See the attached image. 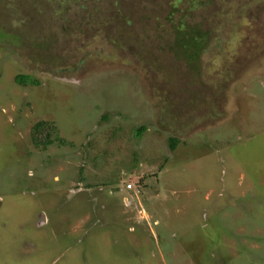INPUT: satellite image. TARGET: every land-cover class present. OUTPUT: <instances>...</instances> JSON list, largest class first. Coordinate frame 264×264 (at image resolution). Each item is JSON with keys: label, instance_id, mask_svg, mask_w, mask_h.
I'll return each instance as SVG.
<instances>
[{"label": "rangeland", "instance_id": "rangeland-1", "mask_svg": "<svg viewBox=\"0 0 264 264\" xmlns=\"http://www.w3.org/2000/svg\"><path fill=\"white\" fill-rule=\"evenodd\" d=\"M195 1L197 77L108 23L167 32L177 0H0V264H264V0Z\"/></svg>", "mask_w": 264, "mask_h": 264}, {"label": "trees", "instance_id": "trees-1", "mask_svg": "<svg viewBox=\"0 0 264 264\" xmlns=\"http://www.w3.org/2000/svg\"><path fill=\"white\" fill-rule=\"evenodd\" d=\"M73 1L74 3H78L77 1L79 0ZM177 3L178 5L173 7L167 15V22L169 24L167 32L165 29L161 30L159 26L153 31L147 27V24L139 27L137 19H135L136 15L130 9L125 14L126 16H119L116 19L111 18L108 23L117 37L118 41L116 44L123 43L125 45V47L120 46L124 55H130L131 59L141 60L143 55L152 56L153 52L150 53V49L153 47L155 50L153 54L164 51L171 53L176 61L183 63L197 77L201 73V58L209 46L211 33L203 27L202 23L193 20L195 8L198 7L199 2L195 0L185 2L177 0ZM79 5L81 8L89 10L84 5ZM43 39L44 37L38 40L40 43L38 47L42 49H52L54 47L51 42L47 46L43 45L41 43ZM50 41L52 40L50 39ZM131 44L133 45L132 48L126 52V46ZM35 59L37 60V57ZM15 80L16 83L23 87L39 85V81L32 79L30 76H19ZM145 129V127H140L135 132L140 136L145 132ZM58 134L56 126L48 122H37L30 130V138L33 146L36 148L41 147L46 149L47 146L54 142H57L59 146H66L67 142L60 139ZM177 145V139L169 138L168 146L170 151H174ZM128 185L131 187H128ZM145 188L146 186L142 187L140 182L135 184L130 181L124 185V190L131 193L132 197L139 195ZM211 257L206 254L204 258L208 261L217 260V256Z\"/></svg>", "mask_w": 264, "mask_h": 264}, {"label": "built area", "instance_id": "built-area-1", "mask_svg": "<svg viewBox=\"0 0 264 264\" xmlns=\"http://www.w3.org/2000/svg\"><path fill=\"white\" fill-rule=\"evenodd\" d=\"M128 187H131V186L128 185Z\"/></svg>", "mask_w": 264, "mask_h": 264}]
</instances>
